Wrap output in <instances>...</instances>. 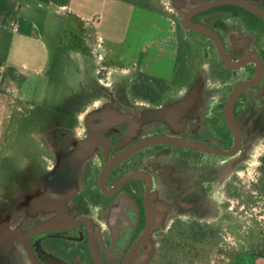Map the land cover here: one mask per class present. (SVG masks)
Returning a JSON list of instances; mask_svg holds the SVG:
<instances>
[{
	"label": "rangeland",
	"instance_id": "rangeland-1",
	"mask_svg": "<svg viewBox=\"0 0 264 264\" xmlns=\"http://www.w3.org/2000/svg\"><path fill=\"white\" fill-rule=\"evenodd\" d=\"M204 1L209 0H150L157 11L137 7L124 43H105L104 59L99 56L100 49L93 50L72 36L56 14L46 15L40 40L25 42L14 65L19 74L10 73L3 85L9 89L10 103L0 143V264H30L18 238L28 221L25 214L31 215V220L37 211L36 204L26 210L22 205L21 164L25 155L37 151L33 133L67 125V116L74 111L84 109L87 131L98 121L130 113L138 118L134 131L141 134L156 131L168 120L176 125L183 121L190 127L191 119L197 116L205 135L222 136L224 145L232 142L223 108L235 85L253 76L254 69L247 66L232 72L224 68L215 51L208 48L209 42L181 25L184 13ZM196 18L219 29L233 59L250 50L264 61L261 18L234 7H216ZM175 70L179 77L159 103L140 100L139 105H131L130 84L138 72L172 80ZM106 82L108 86H104ZM107 88H115L114 92L108 90L110 97L104 94ZM99 92L102 95L92 103ZM100 103L104 105L98 107ZM234 118L243 141L241 150L232 157H204L203 169H189L182 180L175 178V163L164 159L160 169L166 172L162 177L174 191L165 194L162 186L158 188L163 191L157 200L156 225L135 264H151L154 257L157 259L162 233L179 239L184 234L203 233L202 229H190L195 222L217 232L209 243L196 248L189 245L176 253L175 264H228L240 253L260 252V234H264V174L260 169L264 80L236 100ZM170 168L173 173L168 178ZM181 197L183 204L178 202Z\"/></svg>",
	"mask_w": 264,
	"mask_h": 264
},
{
	"label": "flooded vegetation",
	"instance_id": "flooded-vegetation-1",
	"mask_svg": "<svg viewBox=\"0 0 264 264\" xmlns=\"http://www.w3.org/2000/svg\"><path fill=\"white\" fill-rule=\"evenodd\" d=\"M247 1L264 9L261 1ZM216 7L242 6H214L194 14L191 22L205 24L214 29L220 37L223 50L233 61L248 53H256L249 50L238 59H233L219 29L213 23L196 18L198 14ZM187 30L199 33L209 42L208 48L215 51L224 68L235 72L251 66L254 69L253 76L243 81L256 77V62L249 61L239 68H229L223 62L217 44L210 37L195 29ZM259 56L264 66L262 56ZM263 80L264 73L259 82L248 86L237 99ZM104 86H108V83H104ZM108 90L114 92L115 88L105 90L104 94L110 97L111 92ZM94 95L96 96L92 103H95L102 92ZM132 98L130 103L133 107L140 104L138 98ZM236 100L232 107V117L238 126L234 118ZM103 105L104 103H100L98 107ZM225 105L223 119L232 137L229 145H224L222 136L205 135L197 116L191 119L190 127L183 121L176 125L168 120L165 124H159L156 131L141 134L134 131L138 118L130 113H120L119 116L98 121L94 129L87 131V127H84L86 118L82 115L84 109L68 115L67 125L58 124L53 131L33 133L37 151L35 154L25 155L21 164L24 175L23 208L26 210L27 206L36 204L37 209L34 219L29 220L31 215L25 214L28 221L18 238L26 263L123 264L150 222L149 233L129 260V264H135L156 225L159 209L157 200L160 194L163 189L165 194H172L174 191L166 178L162 177L166 172L160 169L164 159L168 158L175 163V178L182 180L189 169H203L204 157L228 158L239 152L243 133L238 126L241 133L240 145L229 156L172 144H152L137 150H133L134 147L150 137L170 136L229 150L234 145V134L226 121ZM178 130L181 133L176 132ZM172 173L173 168H170L167 171L168 178L172 177ZM159 177L163 179L160 180ZM161 186L163 189L159 190ZM182 198L178 200L180 204L184 203Z\"/></svg>",
	"mask_w": 264,
	"mask_h": 264
},
{
	"label": "crops",
	"instance_id": "crops-1",
	"mask_svg": "<svg viewBox=\"0 0 264 264\" xmlns=\"http://www.w3.org/2000/svg\"><path fill=\"white\" fill-rule=\"evenodd\" d=\"M137 7L122 0H0V143L10 103L9 89L3 85L10 73L19 74L14 65L25 42L40 40L46 15L56 14L72 36L100 49L104 59L105 43H124ZM177 49L178 36L175 56ZM238 257L228 264H264V258L250 253Z\"/></svg>",
	"mask_w": 264,
	"mask_h": 264
},
{
	"label": "water",
	"instance_id": "water-1",
	"mask_svg": "<svg viewBox=\"0 0 264 264\" xmlns=\"http://www.w3.org/2000/svg\"><path fill=\"white\" fill-rule=\"evenodd\" d=\"M224 4H233V5L242 6L243 8L251 11L255 15L264 19V9L262 7H259L257 4H255L251 1H247V0H211V1H206L204 3H201V4L191 8L182 18L181 25L185 29H195L198 32L205 34L208 37H210L217 44L221 58L227 67L232 68V69H236V68H239L240 66L244 65L245 63L249 62V61H254L258 65L256 77H254V79H252V80L243 81V82L239 83L238 85H236V87L230 93V95L227 99L226 105H225L226 121H227L228 125L230 126V128L234 134V145H233V147L229 150H222V149H218L212 145H209L207 143H203V142H199V141L186 140V139L170 137V136H155V137H150V138H147V139L140 141L134 147L133 150H137L139 148H143V147L148 146V145L159 144V143L160 144H172V145L184 146V147L194 148V149L202 150L205 152L216 153V154L226 155V156L232 155L238 150L239 145H240V141H241V133H240V130H239L238 126L236 125L233 117H232V107H233L235 100L237 99V97L239 96V94L243 90H245L250 85L256 84L263 77L264 66L262 64V60L260 59L259 54L248 53L243 58H241L237 61H233L232 59H230L228 57L226 52L223 50V46H222V42L220 40V37L214 29H212L211 27H209L208 25H205V24L191 22V17L194 14H196L202 10L212 8V7L218 6V5H224ZM150 229H151V224L149 222V225H148L147 229L145 230L144 234L142 235L140 241L134 246V248L132 249V251L128 255V258L124 261L123 264H129V260H130L131 256L135 253L138 246L142 243L144 237L149 233Z\"/></svg>",
	"mask_w": 264,
	"mask_h": 264
},
{
	"label": "trees",
	"instance_id": "trees-1",
	"mask_svg": "<svg viewBox=\"0 0 264 264\" xmlns=\"http://www.w3.org/2000/svg\"><path fill=\"white\" fill-rule=\"evenodd\" d=\"M124 2H128L132 5L146 8L152 11H157L150 0H122ZM221 8V7H218ZM232 8V7H231ZM239 8L243 11H247L242 7H234ZM255 17L254 14L250 13ZM179 77V73L175 70V74L172 80H166L163 78H159L156 76L149 75L144 72H138L135 76L133 82L130 84V94L134 98H138L139 100L147 101L151 104H157L162 100L163 94L167 89L170 88L172 84L175 83V80ZM261 171L264 174V155L261 157ZM264 182V180H263ZM264 189V184H263ZM202 229L203 233L195 232L189 233L186 237L185 234L180 236V239L173 235L172 233L166 234L162 233L161 243L162 246L160 250L157 252V259L154 257L151 264H175L173 260L175 259L174 255L179 253L180 251L187 249L189 245L196 248L198 245H204L205 243H209V239L214 237V233L217 231L213 227H202L200 223H196L190 225V229L193 231L194 229ZM203 228H207L208 230H203ZM208 245V244H206ZM254 256L264 258V234H260V252H248Z\"/></svg>",
	"mask_w": 264,
	"mask_h": 264
}]
</instances>
